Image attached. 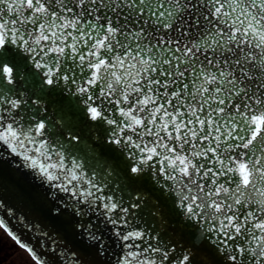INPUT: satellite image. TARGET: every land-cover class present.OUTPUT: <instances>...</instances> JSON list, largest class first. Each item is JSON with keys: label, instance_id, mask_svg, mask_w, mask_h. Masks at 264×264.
Segmentation results:
<instances>
[{"label": "snow or ice", "instance_id": "snow-or-ice-1", "mask_svg": "<svg viewBox=\"0 0 264 264\" xmlns=\"http://www.w3.org/2000/svg\"><path fill=\"white\" fill-rule=\"evenodd\" d=\"M57 91L118 146L108 192L49 143ZM4 146L86 239L93 214L114 226L117 264H264V0H0ZM137 214L147 228H128Z\"/></svg>", "mask_w": 264, "mask_h": 264}, {"label": "water", "instance_id": "water-1", "mask_svg": "<svg viewBox=\"0 0 264 264\" xmlns=\"http://www.w3.org/2000/svg\"><path fill=\"white\" fill-rule=\"evenodd\" d=\"M43 100L48 103L45 115L50 124L49 143L54 142V147L62 145L65 154L77 158L84 165L86 173L93 175L96 181L103 183L107 179L108 185L104 187V191L108 192L120 180L125 162L118 146L108 142L111 133L106 130L107 126H90L83 111L76 105L75 97L61 95L57 91L51 98L44 97ZM69 114L76 121L71 126L67 119ZM72 134L80 136L81 142L75 146L64 142V137ZM0 153H4L0 155V221L38 261L42 264H117L123 242L113 235L111 229L114 226L101 223L93 214L90 219L98 226L93 230L100 234L101 239H86L82 230L75 227L81 217L73 213V201H67L69 206L65 207L66 194L57 192L53 198L50 191L56 190H50L41 177L27 167H22L24 162L20 157L10 154L6 146L0 147ZM153 195L160 196L159 193ZM137 225L141 228L148 227L139 218V214L132 218L128 228H136ZM161 231L163 233L169 230L162 228ZM192 242V233L187 232L183 236L181 247ZM203 247L206 249L207 245ZM137 250L139 249L123 248L124 253ZM216 259L219 260V257Z\"/></svg>", "mask_w": 264, "mask_h": 264}, {"label": "rangeland", "instance_id": "rangeland-1", "mask_svg": "<svg viewBox=\"0 0 264 264\" xmlns=\"http://www.w3.org/2000/svg\"><path fill=\"white\" fill-rule=\"evenodd\" d=\"M6 234L7 233L0 227V242L2 241V238H9ZM9 241H11L12 243L11 239ZM3 245L5 246L4 242ZM7 258L8 260L4 264H38L37 262L32 260L28 253L18 247L15 249V251H11V253L8 254Z\"/></svg>", "mask_w": 264, "mask_h": 264}, {"label": "trees", "instance_id": "trees-1", "mask_svg": "<svg viewBox=\"0 0 264 264\" xmlns=\"http://www.w3.org/2000/svg\"><path fill=\"white\" fill-rule=\"evenodd\" d=\"M9 240V238L5 237L2 238V241L0 242V264H4L8 260V254L11 253V251H15L17 248V245L13 242L11 243ZM3 242L5 243V246L3 245Z\"/></svg>", "mask_w": 264, "mask_h": 264}]
</instances>
